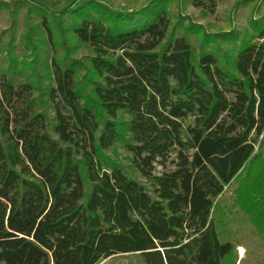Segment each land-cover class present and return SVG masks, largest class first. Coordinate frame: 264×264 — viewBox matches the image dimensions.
Masks as SVG:
<instances>
[{"label":"trees","instance_id":"trees-1","mask_svg":"<svg viewBox=\"0 0 264 264\" xmlns=\"http://www.w3.org/2000/svg\"><path fill=\"white\" fill-rule=\"evenodd\" d=\"M173 1L0 0V262L245 264L237 246L264 249V14L250 3L248 28L210 33Z\"/></svg>","mask_w":264,"mask_h":264},{"label":"rangeland","instance_id":"rangeland-1","mask_svg":"<svg viewBox=\"0 0 264 264\" xmlns=\"http://www.w3.org/2000/svg\"><path fill=\"white\" fill-rule=\"evenodd\" d=\"M147 1L148 0H111L114 5H123L130 8H137L141 5L146 4ZM250 3H257L260 13L264 14V0H253V2L247 0H217L214 11L212 13L206 14L201 9L194 7L188 1L184 0L180 1L178 5L175 1L170 2L168 5V9L173 15L181 14L182 16H184L185 21L186 18H190L193 22L202 25L210 33L218 32L220 31V28L222 30H228L229 24L231 25V27H234L237 31L241 32L249 26L248 17L252 7ZM67 4L68 0H59V4L54 6L53 9L58 10L60 9V7ZM47 5H50V3L47 2ZM21 19L22 16L17 21L19 32L23 30V26L21 23L23 19ZM10 23V16L4 11V9H0V35L2 30L6 29L7 26H10ZM191 42L196 46L199 43L193 38V36L191 37ZM16 51L19 54H24L23 47L20 45V43L18 44V42L16 43ZM76 54L78 57H82L88 54V51L82 48ZM3 56L4 55L0 57V64L2 66H5L6 63L2 61ZM18 81H24V76H17L16 82ZM191 122V118H187L182 121L184 126L190 124ZM182 138L184 140H187L188 136L184 132H182ZM255 138L256 137L252 134L250 140L254 142V146L257 148L258 145L257 142L254 141ZM258 139H260V137H258ZM117 149L122 163L126 164L127 162L124 160V156H126L127 154L121 147H118ZM260 150L264 153V146ZM172 158H174L173 152L170 154V159ZM154 165L155 172H160L161 165ZM164 166L167 167V169L172 168L171 164H164ZM137 177L139 178V180L144 181V179L142 177H139V175H137ZM234 187L235 184L233 183L232 186L226 189V191L224 192V196L227 199H229V197L231 196V192ZM236 233L238 236H241V234L243 233V229L240 227L236 228ZM238 247H242V252ZM236 250L239 260L242 259L245 264H264V249L261 247L253 246L252 242H247L244 245L237 246ZM0 264L4 263L0 262ZM98 264H141V260L135 255L119 254L103 259Z\"/></svg>","mask_w":264,"mask_h":264},{"label":"bare ground","instance_id":"bare-ground-1","mask_svg":"<svg viewBox=\"0 0 264 264\" xmlns=\"http://www.w3.org/2000/svg\"><path fill=\"white\" fill-rule=\"evenodd\" d=\"M240 249V251L242 252V247H238Z\"/></svg>","mask_w":264,"mask_h":264}]
</instances>
